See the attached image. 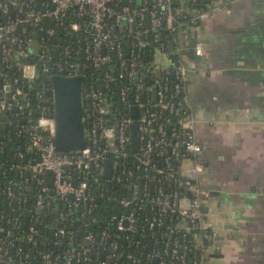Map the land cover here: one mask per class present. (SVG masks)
<instances>
[{"label": "built area", "instance_id": "obj_1", "mask_svg": "<svg viewBox=\"0 0 264 264\" xmlns=\"http://www.w3.org/2000/svg\"><path fill=\"white\" fill-rule=\"evenodd\" d=\"M221 9L0 0V264H210L218 232L187 99L205 49L185 39ZM54 74L84 78L82 150L56 148Z\"/></svg>", "mask_w": 264, "mask_h": 264}, {"label": "crops", "instance_id": "obj_2", "mask_svg": "<svg viewBox=\"0 0 264 264\" xmlns=\"http://www.w3.org/2000/svg\"><path fill=\"white\" fill-rule=\"evenodd\" d=\"M185 1L222 6L185 39L205 49L187 99L218 232L210 264H264V0Z\"/></svg>", "mask_w": 264, "mask_h": 264}, {"label": "water", "instance_id": "obj_3", "mask_svg": "<svg viewBox=\"0 0 264 264\" xmlns=\"http://www.w3.org/2000/svg\"><path fill=\"white\" fill-rule=\"evenodd\" d=\"M172 3L175 0H171ZM207 4H198L204 7ZM1 59V44H0ZM84 78L82 75H61L51 76L53 92L54 119H55V145L58 151L73 152L84 149L87 146L86 132V107L84 99ZM133 116H137V109H132ZM36 124V120L33 121ZM133 146H137V123L131 125ZM22 142V139H18ZM107 177L110 176V164H108ZM218 241V237L216 239Z\"/></svg>", "mask_w": 264, "mask_h": 264}, {"label": "trees", "instance_id": "obj_4", "mask_svg": "<svg viewBox=\"0 0 264 264\" xmlns=\"http://www.w3.org/2000/svg\"><path fill=\"white\" fill-rule=\"evenodd\" d=\"M22 60V62L24 63V64H31L32 62H36L37 61V59H35V58H31V56H28V57H25V58H22L21 59ZM15 72V74H17V75H19L20 74V72H19V70H16V71H14ZM19 85L20 86H23V88L26 90V91H28V93L30 94V96H32L31 98H32V101L34 102V100H35V97H34V94H35V89H34V87L33 88H31V82H19ZM33 86H34V84H33ZM35 86H37V85H35ZM51 93H52V91H51ZM2 133H4V129H2V128H0V141L2 140ZM20 144V142H18V140L15 138L12 142H10L8 145H6V152H9V153H11L12 152V147L14 146H17V145H19ZM23 146H24V144H22ZM32 155V154H31ZM11 176L12 177H14L15 178V180L16 181H19V180H21V179H23V178H25L26 176H28L29 174L27 173V172H24L23 173V175H21L20 174V172H18V171H12L11 172ZM76 175V177H77V174H75ZM78 179V178H77ZM94 182V181H93Z\"/></svg>", "mask_w": 264, "mask_h": 264}]
</instances>
